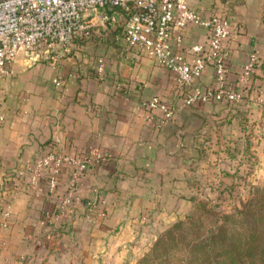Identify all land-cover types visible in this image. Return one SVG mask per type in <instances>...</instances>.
<instances>
[{"label": "crops", "instance_id": "1", "mask_svg": "<svg viewBox=\"0 0 264 264\" xmlns=\"http://www.w3.org/2000/svg\"><path fill=\"white\" fill-rule=\"evenodd\" d=\"M189 1L204 16L221 12L230 18L226 77L230 87L241 89L240 100L264 92V0ZM208 40L204 27L189 24L181 41L173 33L169 41L174 51L191 56L192 43ZM253 51L258 55L253 79L241 84L238 76ZM99 56L103 75L96 70ZM12 66L13 74L0 75V262H126L144 235L184 215L195 197V179L220 163L211 154L214 131L224 119L246 114L224 102L186 104L175 73L127 45L116 27L95 29L66 49H21ZM58 74L65 79L62 87L52 82ZM213 78L209 64L195 83L209 87ZM154 95L173 106L170 119L147 108ZM50 144L76 153H107L89 167L73 205L62 213L58 202L69 168L53 193L44 180L40 188L15 184L16 171ZM88 185L100 189L108 209L103 220L83 216L92 198ZM10 196L5 220L3 201Z\"/></svg>", "mask_w": 264, "mask_h": 264}, {"label": "built area", "instance_id": "2", "mask_svg": "<svg viewBox=\"0 0 264 264\" xmlns=\"http://www.w3.org/2000/svg\"><path fill=\"white\" fill-rule=\"evenodd\" d=\"M189 24L204 27L209 40L205 44L192 43V55L186 56L174 51L169 40L173 33L176 40L181 41ZM232 26L226 14L212 12L204 16L189 0H0V75L14 73L12 60L21 49H66L77 39L89 38L95 29L116 27L127 45L143 51L175 73L177 84L185 89L186 104L197 101L232 103L242 98L241 89L230 87L226 77L227 43ZM257 62L258 55L253 51L243 64L238 82L245 84L253 79ZM209 64L213 66L214 78L209 87L201 88L195 79ZM103 65L104 58L99 56L96 70L100 75H103ZM52 82L62 87L65 79L58 74ZM256 101L264 106L263 91L256 96ZM146 106L159 110L165 119L174 114L173 106L158 95L150 97ZM105 159V151L76 153L50 144L16 171L15 184L21 182L30 188H40L44 180L47 191L53 193L63 169L69 168L68 181L58 202V210L62 213L73 205L79 182L89 167ZM88 189L92 198L83 216L92 222L103 220L108 209L100 189L96 185H88ZM11 200L10 196L3 201L5 220L11 213Z\"/></svg>", "mask_w": 264, "mask_h": 264}, {"label": "rangeland", "instance_id": "3", "mask_svg": "<svg viewBox=\"0 0 264 264\" xmlns=\"http://www.w3.org/2000/svg\"><path fill=\"white\" fill-rule=\"evenodd\" d=\"M243 97L242 100L225 104L234 111L250 114L247 116L241 113L240 118L235 121L224 119L222 122L224 126L214 131L210 139L213 144L211 154L213 157H218L220 163L210 166L207 169L210 171L209 175L207 174L206 177L198 175L199 177L195 179V197L191 199V205L184 213L185 215L193 214L197 210L199 201H209V205L216 211L232 210L239 204L240 199L252 196L255 187L264 186V106L256 102L255 95L252 98L250 94ZM185 215L144 235L134 257L119 264H139L145 256L150 259L154 258L152 260L154 263L159 261L162 252L160 249L152 250L154 242L172 223L180 218L186 220ZM215 217L205 214V224H213ZM181 249H172L168 254L169 258L176 260L177 257H182L184 251L182 252ZM149 262L150 260L143 264H149ZM0 264L13 263L10 260L0 262Z\"/></svg>", "mask_w": 264, "mask_h": 264}, {"label": "trees", "instance_id": "4", "mask_svg": "<svg viewBox=\"0 0 264 264\" xmlns=\"http://www.w3.org/2000/svg\"><path fill=\"white\" fill-rule=\"evenodd\" d=\"M209 203L199 201L198 212L184 214L186 220L178 219L157 237L152 250L162 252L159 261L145 256L139 264H264V186L229 211ZM205 214L216 216L213 224H205ZM175 248L184 253L172 260L168 254Z\"/></svg>", "mask_w": 264, "mask_h": 264}]
</instances>
